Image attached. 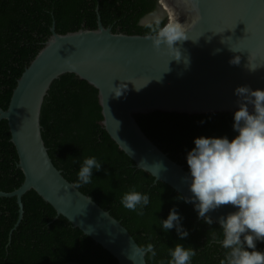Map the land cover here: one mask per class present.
Here are the masks:
<instances>
[{
  "label": "water",
  "instance_id": "obj_1",
  "mask_svg": "<svg viewBox=\"0 0 264 264\" xmlns=\"http://www.w3.org/2000/svg\"><path fill=\"white\" fill-rule=\"evenodd\" d=\"M158 9L168 11L180 23L163 31L178 29L188 38L174 42L181 54L179 61L173 58L179 55L176 48L164 43L154 48L148 37L159 32L114 33L100 17L95 29L63 34L52 24L50 36L17 79L8 107H0V120L8 122L17 166L24 176L15 190H0L2 197H16L19 216L15 225L22 217V196L34 190L57 216H64L110 252L118 264H147L146 254L136 251L140 246L128 229L91 196L74 188L48 154L40 112L50 84L60 75L72 73L97 89L100 123L111 139L137 169L183 197L192 195L184 179L189 170L143 132L136 115L234 113L238 85L264 89V0H158ZM148 15L141 21L147 23ZM233 57L239 64L230 63ZM118 86H126L120 97L112 93ZM231 211L235 209L226 205L208 215L217 223Z\"/></svg>",
  "mask_w": 264,
  "mask_h": 264
},
{
  "label": "trees",
  "instance_id": "obj_2",
  "mask_svg": "<svg viewBox=\"0 0 264 264\" xmlns=\"http://www.w3.org/2000/svg\"><path fill=\"white\" fill-rule=\"evenodd\" d=\"M158 0H0V107H8L17 79L51 34L80 28L95 29L100 17L114 33L154 34L166 19L143 26L141 19L157 9ZM97 89L72 73L53 80L40 112L41 134L53 164L70 182H78L83 160L95 157L101 163L93 169L91 182L78 188L118 219L140 247L151 243L156 256L145 255L147 264H168L169 249L176 243L193 247L190 264H220L225 249L218 223L208 225L181 194L148 172L137 169L101 125ZM143 132L169 157L188 169L186 153L194 138H233V113L181 114L152 112L137 114ZM6 119L0 120V190L20 186L23 173ZM149 196L143 215L123 207L126 192ZM23 212L17 225L19 206L15 196H0V264H118L117 259L84 234L34 190L22 196ZM173 207L189 235L181 239L175 228L165 232L160 220ZM264 251V241L256 242Z\"/></svg>",
  "mask_w": 264,
  "mask_h": 264
},
{
  "label": "clouds",
  "instance_id": "obj_3",
  "mask_svg": "<svg viewBox=\"0 0 264 264\" xmlns=\"http://www.w3.org/2000/svg\"><path fill=\"white\" fill-rule=\"evenodd\" d=\"M141 24L152 27L144 21ZM164 28L158 36L148 37L156 49L162 43L169 48H176L174 42L188 39L178 29L163 31ZM178 52L179 55L173 57L177 61L181 58ZM230 63L239 64V59L233 57ZM125 88L115 87L112 93L120 97L121 90ZM234 94L238 97L232 125L236 135L231 139L227 136L194 138V147L186 153L189 174L184 178L192 195L181 198L185 203H193L198 218L208 225L213 224L209 212L226 205L235 209L217 221L223 234L219 242L226 250L220 264H264V251L256 248L257 241H264V89L238 85ZM249 105L252 106L251 111ZM100 168L101 163L95 157L85 158L78 171V182L73 187L78 189L89 184L93 169L99 171ZM121 204L143 215V207L149 204V196L136 191L134 187L123 195ZM181 219L173 207L167 218L160 220L162 229L167 232L175 228L181 239L186 238L189 233L181 225ZM136 251L139 254L150 253V258L156 256L151 243ZM196 254L193 247L186 248L176 243L169 249L171 258L168 264H190ZM129 258L133 260L130 253Z\"/></svg>",
  "mask_w": 264,
  "mask_h": 264
},
{
  "label": "rangeland",
  "instance_id": "obj_4",
  "mask_svg": "<svg viewBox=\"0 0 264 264\" xmlns=\"http://www.w3.org/2000/svg\"><path fill=\"white\" fill-rule=\"evenodd\" d=\"M149 17V20L148 22H151V21H155V20H159V19H166L165 21V24H164V27L168 26L167 24L170 23L171 21V16L169 15V12L168 11H165V13L161 12L160 9H158L157 11H154L153 13L149 14L147 16V18ZM173 23V19H172V22L170 23V27Z\"/></svg>",
  "mask_w": 264,
  "mask_h": 264
},
{
  "label": "bare ground",
  "instance_id": "obj_5",
  "mask_svg": "<svg viewBox=\"0 0 264 264\" xmlns=\"http://www.w3.org/2000/svg\"><path fill=\"white\" fill-rule=\"evenodd\" d=\"M172 19H173V23H172V25H171V27H170V23L172 22ZM170 23L168 24V26H167V28H178V26H180V23L178 22V21H176V19L175 18H171V21H170Z\"/></svg>",
  "mask_w": 264,
  "mask_h": 264
},
{
  "label": "flooded vegetation",
  "instance_id": "obj_6",
  "mask_svg": "<svg viewBox=\"0 0 264 264\" xmlns=\"http://www.w3.org/2000/svg\"><path fill=\"white\" fill-rule=\"evenodd\" d=\"M158 10V4H157V9L155 10V11H157ZM153 13V12H152ZM151 14V13H150ZM159 20H161V19H159ZM159 20H155V21H159ZM151 22H154V21H151ZM151 22H147L146 24H149V23H151Z\"/></svg>",
  "mask_w": 264,
  "mask_h": 264
},
{
  "label": "snow or ice",
  "instance_id": "obj_7",
  "mask_svg": "<svg viewBox=\"0 0 264 264\" xmlns=\"http://www.w3.org/2000/svg\"><path fill=\"white\" fill-rule=\"evenodd\" d=\"M171 31V30H170Z\"/></svg>",
  "mask_w": 264,
  "mask_h": 264
}]
</instances>
